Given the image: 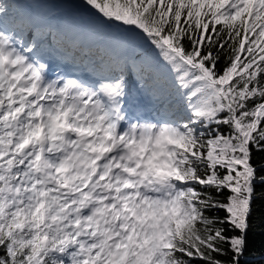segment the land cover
<instances>
[{
	"label": "snow or ice",
	"instance_id": "6c2138e0",
	"mask_svg": "<svg viewBox=\"0 0 264 264\" xmlns=\"http://www.w3.org/2000/svg\"><path fill=\"white\" fill-rule=\"evenodd\" d=\"M83 5L0 0V264H246L264 0Z\"/></svg>",
	"mask_w": 264,
	"mask_h": 264
},
{
	"label": "trees",
	"instance_id": "16d2710c",
	"mask_svg": "<svg viewBox=\"0 0 264 264\" xmlns=\"http://www.w3.org/2000/svg\"><path fill=\"white\" fill-rule=\"evenodd\" d=\"M77 4H79L81 7L87 9L86 6L83 5V0H74ZM222 215V213H221ZM260 208H259V201H257L256 204V211L253 216L255 227V234L253 236V243L252 247L250 248V251L247 255L246 264H264V249L261 247L262 238L260 235Z\"/></svg>",
	"mask_w": 264,
	"mask_h": 264
},
{
	"label": "rangeland",
	"instance_id": "374dc122",
	"mask_svg": "<svg viewBox=\"0 0 264 264\" xmlns=\"http://www.w3.org/2000/svg\"><path fill=\"white\" fill-rule=\"evenodd\" d=\"M80 11H82V12H87V11H84L83 9H80Z\"/></svg>",
	"mask_w": 264,
	"mask_h": 264
}]
</instances>
